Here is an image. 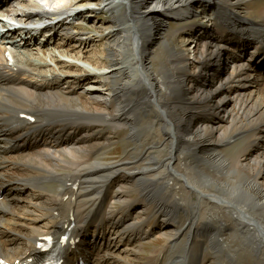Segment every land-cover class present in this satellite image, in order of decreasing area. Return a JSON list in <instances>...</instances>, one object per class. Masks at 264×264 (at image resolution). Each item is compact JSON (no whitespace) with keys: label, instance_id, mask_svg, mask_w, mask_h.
Returning a JSON list of instances; mask_svg holds the SVG:
<instances>
[{"label":"bare ground","instance_id":"1","mask_svg":"<svg viewBox=\"0 0 264 264\" xmlns=\"http://www.w3.org/2000/svg\"><path fill=\"white\" fill-rule=\"evenodd\" d=\"M75 1L88 9L84 16H107L98 35L103 53H89L91 29L56 25L67 32L64 44L73 32L79 37L62 52L99 67L94 76L105 88L78 89L60 72L70 86L53 83L56 74L40 70L49 65L43 55L61 67L83 66L59 61L50 42L36 53L0 42V260L31 264L44 255L45 238L72 225L65 264H105L108 246H123L118 264H137L131 252L142 247L134 249L128 227L137 242L147 233L165 238L158 258L183 235L178 264H264V0H0L8 13L0 12V24L13 12L18 20L35 16L31 10L48 14L44 4L65 9ZM95 2L99 10L89 6ZM201 2L205 33L187 59L175 37L199 23L189 11ZM114 134L133 142L127 157L108 158ZM24 181L35 197L2 189ZM177 202L195 215L174 226ZM119 209L134 213L135 223L127 225ZM158 220L166 230L151 226ZM239 254L245 260L231 258Z\"/></svg>","mask_w":264,"mask_h":264},{"label":"rangeland","instance_id":"2","mask_svg":"<svg viewBox=\"0 0 264 264\" xmlns=\"http://www.w3.org/2000/svg\"><path fill=\"white\" fill-rule=\"evenodd\" d=\"M201 3H203V2H201ZM73 5L74 4H72V6ZM95 5H96V7H99V6H97L98 4L96 2L90 4L89 6H94L95 7ZM197 7H198L197 5L193 7L194 8L193 12L195 11V9L196 10L205 9V4L203 3V4L200 5V7H198V8ZM14 9L16 10V8H14ZM97 10H99V9H97ZM174 11H176V10H174ZM199 12H201V11H195L196 15L192 18L193 21L194 20H196V21H202L203 20L205 22L207 17L205 15L202 16V13H199ZM18 18H20V17H18ZM189 20H191V19H189ZM106 22H107V16H103V14L100 13V12L97 15H95V17H93V19L81 20V28L83 27L85 29H89V30L91 29L90 31L93 32V34H91V35H93L92 36L93 41H92V43L89 44L90 46L88 45L89 46L88 49H89V53L90 54L96 53V51L99 52L100 54L103 53V46L101 45V42L98 40V35H99V33H101V30H102L101 25H105ZM170 24H172L174 27H176V24H175L174 20H171ZM176 28H178V27H176ZM89 30H85V31H89ZM74 33L75 32H73V34H71L72 38L69 39L68 43H66V44H64V41L62 40V38H60L61 35H58L57 38H55V39L52 38L49 41L50 44L48 45V48H50V49L54 48L55 49V52H56V54H57V56L59 58V61H61V62H64V61L66 62V61H68V59H69V61H77L74 58H72L71 56L70 57L65 56L64 53L62 52L66 48H69L70 46H74L76 44V41L79 39V37H76V34L74 35ZM194 40H195L194 33L191 34V35H187L186 28H184V29L180 28V30L176 34L175 43L179 44L181 46V48H183L185 50V53L187 55V59L190 58L191 56H193V55L189 54L190 52L188 50L193 48ZM62 41H63V47L62 46H61V48L57 47V44L61 43ZM37 51H38L37 48L33 49L34 53H36ZM36 57H37L36 55H32V58H36ZM43 57H44L45 63L49 64V65H44V67H42L40 70L43 71L45 76H48L49 78H50L51 72H54L56 74V76L55 77L51 76V78H53L55 81L57 80L56 82L59 84V86L61 88L65 87L64 89H68V87L70 85H69V82H67V81H69L70 79L68 80V79H64V78H59L58 74H63V75L67 74L66 76H68L70 78L73 77L71 80L75 81V83L77 82V84H78L77 88L81 89V90L85 89L84 86L85 87L86 86L87 87L88 86L93 87L94 85H98V83H99V85L101 87L104 86L103 84H100L101 80H103L104 78H102V79L101 78H97L99 80L95 79L94 74L97 73V71L100 70V68L99 67L96 68L95 65L87 64L88 62H83L81 60V61H77L80 64H82V66H83L80 69H78L76 67L71 68V67H67V66L66 67L62 66L61 67V64H58V63H56V62H54V61H52L50 59L49 54L48 55H43ZM72 59H74V60H72ZM85 69H89L90 71H85ZM58 72H60V73H58ZM87 74H93V75H90V77H85V79H84V76L87 75ZM208 76H209V74L207 72H203V77H206L208 79L209 78ZM92 79H95V80H92ZM105 87H106V85H105ZM96 90H98V89H96ZM96 90H94V91L97 92ZM102 92L105 93V92H107V90L104 89V90H102ZM98 93H101V92H98ZM65 94L66 95H70V93H65ZM101 94H103V93H101ZM226 98L228 100L229 96L226 95ZM50 110H52V109H50ZM53 114H55V113L53 112ZM109 135L111 136V134H109ZM113 140L115 142L114 147H112V149H111L113 154H110L108 156V158L127 157V154H126L125 150L130 144L132 145L133 142L130 141V140L129 141L125 140L123 135L121 137L120 136L118 137V135H115V134L113 136ZM58 183L59 182H54V183L50 182L48 184H49V186H52L51 190L58 191L59 190V188H58L59 184ZM24 184H27V181H24L23 185L21 184L22 186L18 187L19 189L18 188L15 189V188H12V185L10 186V184L8 183V184H4L5 186H2V189L4 190V192H6L8 194H10V193L12 194L13 191L20 190L22 193L26 192L25 197L26 196H28L30 198L35 197L36 196L35 194H31V193H33V190H31V189L26 190L27 188H25V187L23 189ZM87 185H89V184H85V186H87ZM98 186H99V184L96 183L95 187L97 188ZM170 209L172 211V216L171 217L173 219L174 226H177V224H179L180 222H185V221H183L184 220L183 217H188L187 221L185 222V223H188L190 221V219L192 218V216L195 215L194 209H192V210L186 209V205L184 204V202H177V205L176 206H171ZM120 211L125 215L124 221H125V223L127 225H131V224L135 223V222H132L133 221L132 219H131V221H129V219H128V217L131 214H134V213H131V211L124 210V209H121ZM138 213H139V210L137 211V219H136V221H142V220H139ZM117 218L122 220V215L119 214L117 216ZM148 223H151V221H148ZM161 224H162L161 220H158L155 223L152 222L151 226L159 227V225H161ZM116 225L118 226L116 228L119 229L120 236H122V234L124 235V228L122 227L121 222L117 221ZM162 225L164 226V224H162ZM166 229L167 228L165 227V230ZM128 234L131 237V241L130 242L133 243L132 245H133L134 249L136 247H138V249L139 248L141 249V247H142L141 251H138V250L133 251V249H132V252H131V254L137 253L140 256L139 258H134V261L137 264H145L147 262V259H148L147 257L152 255V254L156 258H158L157 257L158 252H159L160 248L162 247V245H164V243L166 241V240L164 241L165 238L163 236L162 237H157L159 235H156V234L153 235L152 233H150V235H149L147 233V234H145L143 236V238L140 240V242H137L134 239V238L137 237V230L134 231L132 228H129V227H128ZM202 234H205V233L202 232ZM169 242H167V243L170 245L171 250H169L165 256L162 257V255H161L158 259L160 260V262H162V264H178L179 263L178 261L180 259L179 255L183 251L184 247L187 245L188 241L184 240V236L183 235L181 237V236H179L177 234L171 240H169ZM14 243H15V241L10 242L9 246L13 245ZM140 243L142 245H140ZM124 244L125 243L122 242V245H124ZM111 250L113 251L114 254L110 253ZM208 251L209 252H213V249H208ZM115 254L117 255V257H116ZM122 255H125V252L123 250V246H121L120 248H119V246H117V249H115V248H113L111 246H108V251H107V253H106V255L104 256L103 259H105V264H118L120 261H122V258H121ZM235 257H238L240 260H245V256L240 255V254L239 255H235V256H233L231 258H235ZM126 264H129V263H126Z\"/></svg>","mask_w":264,"mask_h":264}]
</instances>
